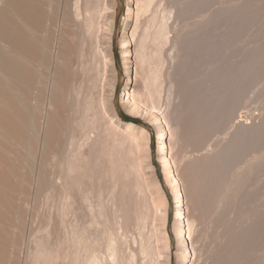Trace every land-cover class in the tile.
Masks as SVG:
<instances>
[{
	"label": "bare ground",
	"instance_id": "bare-ground-1",
	"mask_svg": "<svg viewBox=\"0 0 264 264\" xmlns=\"http://www.w3.org/2000/svg\"><path fill=\"white\" fill-rule=\"evenodd\" d=\"M125 1L123 106L156 129L155 153L175 205L178 264H264V96L258 104L251 100L253 87L264 89V0ZM155 1L164 4L162 15L149 14ZM114 2L0 0V264H171L167 202L152 172V228L146 231L150 209L136 214L130 245L122 241L127 221L118 217L114 229L105 205L96 209L92 188L81 189L78 179L89 148L118 147V132L129 135L132 154L148 156L147 132L123 123L110 99L109 122H103L92 91L81 100L77 85L80 75L95 71L98 56L105 61L98 64L112 66L110 38L100 48L97 35L103 18L112 21ZM167 44L172 54L165 69ZM252 77L261 85H248ZM163 84L173 96L165 103ZM114 88L113 74L109 98ZM242 108L250 112L242 116ZM17 137L29 148L27 179L11 161ZM54 194L62 199L47 212Z\"/></svg>",
	"mask_w": 264,
	"mask_h": 264
},
{
	"label": "rangeland",
	"instance_id": "rangeland-1",
	"mask_svg": "<svg viewBox=\"0 0 264 264\" xmlns=\"http://www.w3.org/2000/svg\"><path fill=\"white\" fill-rule=\"evenodd\" d=\"M113 1H115V2H114V9H112L113 10V13H112V15H113L112 21L110 20V18H103L102 19V24H101L102 26H100V28L103 29V30H101V32H100V30H98V33L99 32L100 33H99V35H97V38H99V39H97L98 44L99 43L102 44V45L100 44V48L105 47L108 38H110L109 39V45H110V54L112 53L111 54V56H112L111 57V59H112V66L111 67L112 68L109 67V64L108 63L106 65L104 64L105 61L101 60L102 59L101 56H100L101 57L100 60H98L99 59L98 58L99 56H98L97 59H96L97 61H95V63L97 62V66L94 67L95 68V71H93V70L91 72L89 71V74H90L89 76L90 77H88V75H87L86 77H88V78L86 80L85 79L86 77L85 78H82L85 75L84 76H81L80 75L79 78H78L77 85H80L82 87L81 88L82 95L81 94H79V95H81V100H82L84 98L83 96H85V94L87 92L90 93L92 91V94L94 96L92 94L91 95L93 96V98L95 97V99H94L95 102H96L95 105L99 107V108L98 107L97 108L100 111V114H101L100 116H101L103 122H105L107 124L109 122L108 121L109 120L108 114H106V113H108V110H109V104H107V103L109 102L108 99H110V105H111V107L113 108L115 114H117L118 118L123 123H132L136 128H140V129L142 128V129H144L147 132L148 137H149V150L150 151L148 150V156L146 154V158L145 157L144 158H141V159L138 158L139 157L138 156L139 154L133 153L134 154L133 155L131 153V151H133V149H132V147L130 145V142H129V135L128 134H122V133L120 134V132H118V134L120 135V137L117 134L116 137H118L119 139L118 138H115V141L117 142L119 140L118 142H120V145H118L117 143H114V144H116L118 147H120L119 152L117 151L118 150V147H115V145H112L113 142H111L112 144H110V146L107 145L108 148L106 147L105 150L103 149L102 145H100L101 147L100 146L98 147V144L97 145H96V143L93 144L91 146V148H89V155L90 156L88 155V152H87L86 153V156L88 155L87 156L88 158L85 157V159H84V160L87 159L89 161L86 163V166L82 167V168H84V169H82L83 170L82 171V174H80L82 177H80V175H79L78 179L80 180L79 182H80L81 187H82L81 189L92 188V190H93L94 193H93L92 196L91 195L90 196L92 198H94V199L91 200V202H92L93 206L95 205V208L97 206L99 207L100 204H103V206L105 205L104 206L105 207V210H106L105 213H107V218H108V220H110L109 222L112 223V224L111 223L110 224L112 225V227L114 229H116V230L119 229L118 228V224H117V228L118 229L115 228V226H116L115 223L116 222L117 223H120L121 220L122 221L125 220L124 222L126 223V221H127L126 224L124 223L125 226H126L125 231H126V236H127L126 238L127 239L126 238H122V241H124V239H125V241L128 240V241H126V245H127V243H129V242L131 243L132 242L130 240L133 238V234H134V236H135V234H137L136 233L137 232V229H136L137 227H136V224H135L136 221H134L135 218L137 217V215L139 214L140 211L141 212H146L148 209H150V204H152V196H153V194H152V192H153L152 186H153V182L151 181L152 178H151V174L149 173V172H152L153 175H154L153 180L155 181L156 185L162 190V192L164 194V198H165V200L167 202V208L168 209H167V215H166V221H165V228H166V230L168 232V235H169V238H170V241H171V251H172V261H171V264H178L177 240H176V236H175V233H174L175 205H174V202H173V197L171 196V193H170V188H169V186H168V184L166 182V179H165L163 170H162V168H161V166H160V164L158 162L157 154L155 153L156 152L155 151L156 145H155L154 139H155L156 129H155L154 126H152L151 124H149L148 120L145 118V115L143 113H140V114H136L135 115V113H132V112L127 111L124 108V106H123V102L125 100L123 99V92H122V90H123V86H124V84L126 82V76H125L123 70L121 69L122 57H121V51H120V47H119V41H120V29L122 27L121 25L123 23V18H124V15H125V12H126L127 9H126V1L125 0H113ZM218 1L219 2L220 1L223 2V0H217V2ZM228 1H230V0H227V2ZM235 1H236V3H239L240 2V0H231L230 2H232V3L234 2L235 3ZM155 2H152L151 3V5H154V6H152V10L149 7V9L151 10V13H149V14L151 15L153 13V10H155L156 12H157V10H159L158 12L160 13V15H162V11H160L159 8H161V6L163 8V5L164 4L162 3V5H161V3H160V7H159V5H157L158 3L157 2L155 3ZM220 5H221V2H220ZM153 7L156 8V9H153ZM162 8H161V10H163ZM112 10H109L108 12L110 13V12H112ZM148 12H150V11L148 10ZM148 12H147V15L145 14L146 16L149 15ZM109 21H111V24H112L110 30L108 29ZM171 22H172V18H171V20L168 23L170 24ZM174 24L176 26V22ZM172 32L173 31L171 30V33L170 34H172ZM171 50L172 49L170 48V45L167 44L165 46V54L167 53L168 55L167 54L164 55L165 56L164 59L166 61L164 60L163 61L164 63H162L164 65L166 64L163 67L165 69H167L166 66L168 67V65H170L169 64L170 62H169L168 59H169L170 54H172L171 53L172 52ZM263 56H264V54H263ZM98 61L99 62L100 61L104 62L103 65H105V66H104L103 69H104V73L106 72L105 75H103V73L101 72V71H103V69H101L102 66H103L102 65V62L100 64H98L99 63ZM98 65L100 66V68H99ZM132 66H135V64L133 62H132ZM97 67L99 69H96ZM96 70H98V71H96ZM112 70H113V72H112ZM163 71H164V69H163ZM92 72L95 73V75H96V73L98 74L96 76L97 77L96 80H95L96 82H97L98 79H100V82L103 79L102 80L103 83L105 81V83H104L105 85L103 83H100L99 81L97 82L100 86H101V84L104 86V90L102 89L103 86H102V88L99 87L97 89V87L99 85L97 86L96 84L94 85L96 88L93 87L92 84L93 83H96V82H94V81H92L90 79L91 77L93 78V76L95 77V75ZM99 72L102 73V76L101 77H103V76H105V77L101 78ZM91 73H92V76H91ZM113 74L115 75V88H114L113 95L111 96V98H109L110 97L111 76ZM139 74L140 73L138 72V75H137V84L140 81ZM252 78H251V80H252ZM254 79H257L258 80V78L255 77V78H253L252 81H249L248 85L250 84V85H253L254 86V83L259 84L258 83L259 81L258 82H254ZM88 81H89L90 84L87 86ZM91 82H92V84H91ZM252 82H254V83L252 84ZM163 83L167 84L165 81ZM133 84H134V82H133ZM165 84L162 85V87H163L162 90L163 91L161 90L163 92V93L161 92V94H162L161 95V100H162L163 103L166 102V101L164 102L165 99L166 100L168 99L167 100V102H168L169 99H171L173 97V96L172 97L169 96V95H171V93H169L170 91L167 93L168 86L166 87ZM259 85H261V84H259ZM253 86H251V88ZM256 86L257 87H253L254 88L253 89L254 92H253L252 95H253L254 98H251V100L255 99L253 101H255L256 104H258V103H260L263 100V96H264V91L263 90L264 89L262 88V86L261 87H259L258 85H256ZM86 88L88 90H90V91H87ZM257 88L258 89L260 88V90L262 88V92L258 91L259 92L258 93L256 91V94H254L255 93V89L257 90ZM95 89H97V90H95ZM93 90H95V91H93ZM100 90L102 91V93L100 92ZM101 94H102V96H101ZM249 96H251V95L249 94ZM166 97H168V98H166ZM98 98L100 100L104 99V100H102V102H104V103H102V102L100 103L99 102L100 100ZM79 99H80V96H79ZM96 99H98V100H96ZM97 102H99L98 105H97ZM100 104H103V105L101 106ZM101 107H104V108H101ZM102 109H103V111H102ZM239 112H241L240 114L242 116H244V114H243L244 112L247 113V112H250V111L249 110L247 111V109L242 108V109H240ZM251 113H253V111H251ZM101 118H100V120H101ZM128 118L133 119V120H135L137 122L127 121L126 119H128ZM103 122L100 121L99 124L106 125L105 123L103 124ZM76 129L77 128H75V130ZM79 129H77V130L79 131ZM76 131H75V133H79L77 135L78 136L79 135L81 136V134H80L81 132H76ZM230 132H231V129L230 128H229V130H226L225 131V133H228V134ZM122 135H124V136H122ZM225 136L222 135V137H225ZM120 138H122V139H120ZM121 140H122V142H121ZM125 140H126V143L129 144V145H127L126 143H124ZM24 142L25 141L23 139L21 140V138L19 139L17 137V139L15 140V143H14V146L15 147H13V150H11V157H12L11 161H12V163H13L15 169H16L17 175L20 178L27 179V176H28V168H29V163H28L29 162V160H28V153H29V150L28 149L29 148H27L28 146H26L27 143H24ZM121 143H123L124 145L122 146ZM216 144L217 143H214L213 146L211 144L209 147H212L213 149H215L214 147H216ZM111 145L114 146V147H112ZM166 145H167V143H166ZM128 146L131 147V149ZM94 148L97 151H93V150H95ZM109 148H111V149H109ZM113 148H116L115 151H112V150H114ZM123 148H124V150H122ZM208 148L206 150H213V149H208ZM85 149H88V147H85ZM91 149H93V150H91ZM126 149L127 150H130L129 153L126 151ZM106 150H107L108 153H109V151L111 153L113 152L112 154L109 153L108 157H110V159L112 157L114 162L113 161L111 162V160L109 158H106L107 157L106 155L108 154L106 152ZM121 150L125 154L121 153ZM189 150L190 151H188V155H191L192 152H193V150L192 151H191V149H189ZM85 151H87V150H85ZM93 152H95V153H93ZM100 152L102 153V156L103 157H100L101 156L100 155L101 154ZM103 152H106L107 154L106 153H103ZM114 152H115V155H114ZM116 152H118V154ZM119 153H121V155L123 154L124 157H123V155L121 157V155ZM111 155H113L114 157L116 156L115 157L116 159L113 156H111ZM95 157H97L98 160L95 159ZM117 157H119V158L121 157V158L120 159H117ZM99 159H100V161H99ZM115 160H117V161H115ZM119 160H121V161H119ZM86 161H84L83 164ZM109 161L112 163L113 167L109 163ZM119 162H122V163H119ZM114 163H115V165H118L117 167H119V168H116V166L114 165ZM147 163L150 164V168H147L146 167L147 166ZM87 164H88V166H87ZM92 164H93V166H92ZM120 165H121V167H120ZM124 166H126V167H124ZM142 166H143V169L141 170ZM54 167H56L55 169L57 171L59 170V168L57 167V165L53 166L52 168H54ZM114 167H115V169H114ZM137 168H139L140 170L137 169ZM53 171H55V170H53ZM260 171H262V169H260ZM61 172L65 176V174H64L65 172H63V169H62ZM258 172H259V170H258ZM62 174H61V177L63 176ZM105 174H107V175H105ZM87 175L89 176V178H88ZM85 176H87V177H85ZM85 181H86V183H84ZM115 184H116V186H115ZM99 189L101 191H98ZM76 191L79 194V190L77 189ZM99 194L101 196H99ZM96 195H97V197H96ZM54 197H56V198H54L55 202H53L54 200L52 201L53 202L52 203L53 206H54V204H57L58 203L59 199L60 200L62 199L61 195H57L56 194V196H55V194H54ZM97 198H101L102 200L101 199H98L97 200ZM56 199H58V200H56ZM96 200H97V202H96ZM99 200H101V202L98 204V201ZM93 201H94V203H93ZM47 207H48V209L46 210ZM98 207L96 209H98ZM55 208H56V206H54V208H53L52 205L51 206L45 205L43 209H45L48 212V211H51V210L53 211V209H55ZM149 212H150L149 213L150 218H149V221L147 222V227H146V231L149 229L147 231L148 233L151 230L150 228H152V225L151 224H153V222H152L153 217H155V214H154V212L151 209L149 210ZM70 216H71V219L74 222V218L75 217H73V216H75V214L73 215V213L72 214L70 213ZM70 216L68 218H70ZM112 217L113 218L114 217L115 218H118L119 217L121 220L118 218V221H119L118 222L117 219L115 220V218L113 219ZM114 221H116V222L114 223ZM33 222L35 223V220ZM230 222H232V221L231 220H228L225 223V225L227 223L229 224ZM33 225L34 224H32V226ZM229 225H227V226H229ZM33 227H35V225ZM118 234H120V233H118ZM153 241H156V240H153ZM130 243L128 245H130ZM155 243L156 242H153L154 246L156 245ZM123 245L126 247L125 243ZM124 246H123V249L125 248ZM125 250H126V248H125Z\"/></svg>",
	"mask_w": 264,
	"mask_h": 264
},
{
	"label": "trees",
	"instance_id": "trees-1",
	"mask_svg": "<svg viewBox=\"0 0 264 264\" xmlns=\"http://www.w3.org/2000/svg\"><path fill=\"white\" fill-rule=\"evenodd\" d=\"M127 121H131V122H137V121H135V120H133V119H130V118H128V119H126Z\"/></svg>",
	"mask_w": 264,
	"mask_h": 264
}]
</instances>
